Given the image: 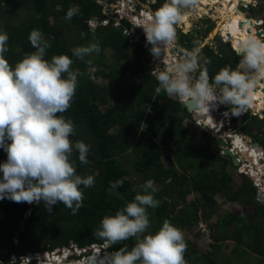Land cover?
Returning <instances> with one entry per match:
<instances>
[{
	"label": "trees",
	"instance_id": "16d2710c",
	"mask_svg": "<svg viewBox=\"0 0 264 264\" xmlns=\"http://www.w3.org/2000/svg\"><path fill=\"white\" fill-rule=\"evenodd\" d=\"M70 2L71 0H0V32H6L9 37L8 51L4 55L13 66L26 53L35 51L28 37L31 30L38 29L50 45L46 49L45 59L50 61L54 55H67L73 60L71 68L80 69L84 73L78 77L71 107L58 115H63L73 121L75 133L69 137L73 143L83 141L90 145L88 154L90 164H81L78 160V150L75 149L71 160L74 162L76 174L94 175L95 184L91 188L80 186L84 200L83 206L76 215H72L71 210L62 203L53 206L52 212L48 213L42 201L31 206L27 202L16 203L9 199L5 202L6 198L0 200V262L9 264L13 256L27 257L31 254L54 252L71 245H76L80 249L104 245V241L94 234V230L100 226L105 215H115L116 211L132 202L139 190L138 186L148 180L166 187L167 184L173 186V188L166 189L167 193L172 191V194H167L166 199L159 198L162 193L156 191L152 193L160 204L155 209L149 208L150 214L148 215L152 227L148 234L158 231L165 219L176 227L190 230L202 220L199 211L201 210L204 216L210 218L216 213V210L212 211L215 208V195L226 193L229 198L241 202L239 203L241 207L251 206L253 210L246 211L241 216L229 213L217 227L218 233L212 236L214 243L234 240L243 244L248 240L247 243L251 242L249 247L264 259V204L256 200L259 192L252 178L245 177L246 181L252 183L251 187L246 185L234 193L227 188V176L213 179L206 173H200V170L194 173L192 179H189L186 174L179 175L172 161L171 152L178 158L184 171L191 168L193 172H196L197 168L194 163L197 162L195 159L197 154L195 150L201 151L199 146L203 148L202 144L196 145L190 141L189 143L185 141L184 148H175L181 144V141H174V139L183 138L185 135L183 123L193 115L178 100L171 99L164 92L156 93L157 79L152 75L149 61H144L142 57L147 51L144 44H133L134 54L129 56L127 53L129 40L123 35L121 29L108 27L109 30L106 32L107 28L102 29L101 27L96 33L91 32L86 21L101 22L104 18L103 7L93 1L77 0L74 2L78 5L79 13L73 16L71 24L80 32L83 29L87 40L96 35L102 36L100 47L104 49L111 47L118 61L125 60L126 62L122 66L124 68L122 71L118 67L108 70L104 65L105 62L102 61L101 64L105 67L97 73L89 74L87 68L95 63L88 65L89 60L82 61L73 56V48L69 46L65 32L56 24L59 18L66 17L71 7ZM155 2L152 4L153 8L158 9L165 0H155ZM59 6L61 8L58 10ZM51 17L54 18L55 25L51 23ZM183 19L187 22L186 16ZM125 25L129 24L125 22ZM213 28L211 26L206 33L211 32ZM80 32L78 34L82 36ZM216 41L219 52L210 45H207L203 51L205 57L202 69L207 68L211 82L221 68L231 66L235 69L240 66L242 58L236 42L230 41L233 48L237 50L234 51L231 45L224 43L220 37H217ZM181 43L188 52H193L197 47V44L185 35H181ZM161 56L163 57V53ZM132 62L134 67L130 66ZM241 69L249 75H254V70L243 66ZM98 75H102L109 81L108 86L98 87L94 84L90 77ZM132 77L140 79V83L133 89L126 84ZM263 83L264 78L254 76L253 83L248 85L250 89L247 95L250 96L248 107L253 110L254 114L264 109V106L254 101L255 93L258 91L263 101ZM111 102H113L112 105H110ZM239 102L245 105V98ZM105 106L107 108L103 111L102 108ZM234 121L239 122L236 118ZM241 129L245 135L253 137L256 142L264 141V138L258 139L264 133L262 132L264 118L261 119L259 115L253 116L249 111L242 120ZM260 145L264 147V143ZM132 153L137 158L133 164H131L132 159L129 158ZM164 156L169 166H165L162 160ZM206 156V159L218 158L217 155L214 156L205 151V154L202 157L199 156L198 160H204L203 157ZM123 158L127 159L130 166L123 162ZM6 160L7 153L0 148V164ZM120 179L124 181L123 186L112 189L109 182ZM189 184L191 190L201 194L203 200L193 203L189 209L178 210V207L171 203V199L174 193H178L184 199L187 192L183 187L189 191L187 187ZM174 186H180V188L176 189ZM246 187L249 189L248 193L245 192ZM246 194L247 199L244 197ZM30 212L31 216L26 218ZM229 228H232V231L230 235H227ZM16 239L19 244L16 243ZM134 244L135 238H129L111 245L108 250L113 252L123 247L131 250ZM49 257L55 263L59 261L56 257L49 255L48 258H43L42 262L45 264V261H50ZM184 257L187 264H205L206 262V257L201 251L195 247L189 249L188 245ZM60 260L66 263L64 258Z\"/></svg>",
	"mask_w": 264,
	"mask_h": 264
},
{
	"label": "clouds",
	"instance_id": "9594fccd",
	"mask_svg": "<svg viewBox=\"0 0 264 264\" xmlns=\"http://www.w3.org/2000/svg\"><path fill=\"white\" fill-rule=\"evenodd\" d=\"M197 3L198 0H165L139 26L146 36L143 42L151 45L150 53L154 58L158 60L161 57L166 46L176 37L175 25L183 19L186 10L195 8ZM78 13V7H70L65 18L70 20ZM93 21L86 23L91 27L89 24ZM81 35L83 37L85 33ZM8 39L6 32H0V148L7 153L6 162L0 164V172L3 173L0 178V200L7 198L16 203L29 204L42 201L48 213L52 212L53 206L62 203L71 210L72 215H76L84 200L80 186L94 187L95 177L76 174L71 156L74 149L78 150L79 162L90 164V145L83 141L73 143L69 139L75 133L73 121L58 114L71 107L78 77L84 73L80 69L71 68L73 60L67 55H54L50 61L45 59L46 49L50 45L38 29L31 30L28 37L35 51L26 53L13 66L4 55L8 51ZM99 51L96 44H91L73 49L72 55L84 60L92 52ZM240 54V66L235 69L231 66L221 68L210 83L207 68L200 70L198 77L192 75L198 69V58L195 51L188 52L180 62H174L172 67L153 71L158 82L155 91L157 94L164 92L168 97H175L186 106L194 104L197 109H210L219 102L233 105L231 113L235 116H239L242 111L244 114L252 112L248 104L245 106L239 101L247 97L250 91L248 85L253 83L254 76L264 78V41L249 36L241 43ZM91 63L87 61L88 65ZM241 66L254 70V75L241 71ZM229 148L236 150L234 144ZM252 149L257 151L256 148ZM251 178L255 185L257 179L255 176ZM109 183L112 189H117L123 186L124 181L120 179ZM153 183L148 180L139 185L140 191L134 200L116 211L115 215H105L100 226L94 230V234L105 243L98 246L102 250L103 246L109 249L118 242L135 238L131 250L123 247L113 252L108 250L101 256L94 251L93 247L97 246L94 245L82 249L85 252L79 256L78 252L72 250L74 261L67 264H80L82 260L86 261L84 264H187L184 257L187 244L183 232L168 219L163 221L162 227L154 234H145L150 224L147 209H155L160 204L152 194L156 191ZM29 256L19 257L20 264H33L40 260L31 261ZM9 264H17V258L13 256Z\"/></svg>",
	"mask_w": 264,
	"mask_h": 264
},
{
	"label": "rangeland",
	"instance_id": "374dc122",
	"mask_svg": "<svg viewBox=\"0 0 264 264\" xmlns=\"http://www.w3.org/2000/svg\"><path fill=\"white\" fill-rule=\"evenodd\" d=\"M74 1H77V0H71L70 6L71 7H73V6L78 7V5ZM86 1H91V0H86ZM138 1H139V3L137 2V4H140V7L143 8V10H147L149 13H152L156 10L155 8H153V5H152V4L156 3L155 0H153V1L152 0H147V1L138 0ZM119 2L120 1H118V0H114L112 5L116 6V5H118ZM100 4L107 7V4L105 2H101ZM201 5H202V3L198 0V3L195 6V8L186 10V14L184 16L188 17L187 22H183L181 20L180 22H178L175 25L176 37L165 48V52L169 53V51H171V55L173 57L172 60L174 59V57H177V60L174 59L175 60L174 62L178 63V62H180L181 58L184 57L188 52L187 49H184V47L181 43V35H185L186 38H188L190 41L195 42L197 44V47L194 49V51L196 52V55L198 58V69L195 73L192 74L195 77H198L197 73H199V71L202 70V67L204 65V57H205V55L203 53L204 48L207 45H210L211 47H213L215 50H217L219 52L218 42L216 41V38L220 37L224 43L227 42L224 35H222L223 34L222 29L223 28L219 29V26L220 25H222V26L226 25V21L230 20V17H228L227 20H225V17H222L223 15H222L221 11L223 9V6L221 5V3H215L211 6L209 5L208 7L204 6V8H206V10L205 11L202 10V12L200 10ZM237 5L239 6L238 7L239 9L236 10V15L239 16L240 18H243L241 21V24L245 20H248V19L250 21L252 20L253 23L255 24L256 31L258 33L262 32V35L259 37L262 41H264V0H239ZM244 5H246V6H244ZM229 7H231L230 4H229ZM60 8L61 7L59 6L57 9L59 10ZM148 8H151V9L149 10ZM106 9H108V8H106ZM113 11H114V8H111V12L108 13V15H111V16H110L109 20L106 21V24L110 21L111 18H113L115 21L116 15L113 16L114 15ZM140 12H141V9L137 10V12L135 13L136 18H134V21H138L140 19H144L145 21L147 20L146 18L148 16H146L144 14L141 15ZM103 13H104V15L106 13V10L104 9V7H103ZM102 20H101V22H102ZM101 22L94 21L92 27H90L91 32L96 33L98 31L97 29L101 28V27L103 29V23L101 24ZM51 23L53 25H55V20L53 17H51ZM56 24H58V27L62 28V30L65 32L66 39L69 43V46L72 47L73 49L80 47V46H89L91 44H96L99 47V49H100L99 52H92L90 55L86 56L84 58V60H82V61L90 60L91 62L95 63L93 66H90L87 68V71L89 74L97 73V71L99 72L102 68L105 67L104 65H106L108 70H110L111 68H114V67H118V69L122 70V71L124 70V68L122 66L124 65V63H126L125 60L118 61V58H117L114 50L111 47H107L105 49L100 47L99 43L103 39L102 36L96 35V37H94L90 40L85 39L86 32L82 29L81 32L85 33V35L83 37L80 36V34H78V32H80V31L71 24V19L69 20V19H66L65 17L59 18ZM211 26H212V28L213 27L214 28L211 32H209L207 34L206 31H208V29ZM104 27L107 28V29H105V31L108 32V30H109L108 27H110V26H104ZM139 29L141 30L142 28H139ZM117 30H119V29H117ZM216 31H219V32L215 33V35H214V32H216ZM122 33H123V30H122ZM126 38L129 40V46L127 47V53L129 54V56H132L134 54V51L132 49L133 45L130 42V39L128 37H126ZM142 40H144V37ZM229 41H233V40H229ZM141 43L144 44L145 47L147 48V51L145 52V54H143L142 57H143L144 61H147V60L149 61V65H150V69L152 71V75H154L153 74L154 69L152 68V65H151V62H152L154 57L150 53V49L146 46V41L141 42ZM141 43H139V44H141ZM230 45L233 48L231 43H230ZM178 47L179 48L181 47L180 49H184L185 51H181V50L178 51L177 50ZM238 47L240 49L239 44H238ZM233 49L235 51H237L235 48H233ZM159 59L162 63H165V64L169 63V60L163 59L162 56ZM102 61L105 62L104 65L101 64ZM133 62L130 63V66H132V67H134ZM163 70H164V68H163V64H162L161 71H163ZM131 75H133L132 72H131ZM92 81L98 87L108 86V83H109V81L106 80V78H104L102 75L94 76V79L92 78ZM139 83H140V79H138L136 77H132L127 81L126 84L130 85L131 88L133 89ZM210 83H211V79H210ZM170 98L177 101V99L175 97H170ZM112 103L113 102H111L110 105H112ZM247 104H248V96L245 98V106ZM232 107H234V106L222 104L215 111V115L217 117L222 116V118H223V122H224L223 123L224 127L222 129L224 131L223 136L219 135L215 132L205 131L204 129H202L200 127L199 124H197L195 122L193 117L184 121L183 124L185 126L184 127L185 128V131H184L185 135L183 136V138H181V140H179L178 137H176L174 139V141H181V144H179L178 146H175V148H178V147L184 148L185 141H188V143L190 141L191 143H195L196 145L202 144L203 148H201V146H199L201 151H199L198 149L195 150V154H197L195 157V159H197V162L195 161V163H194L195 168H197L196 172H193L191 168L188 171H184L182 169L181 165L179 164L180 162H178V158L175 157V155L171 152L172 161L175 164V166L177 168V173L179 175L186 174L189 177V179H192V176L194 175V173H197L198 170H200V173H206L207 176H209L213 179L222 178L224 176H227V178H228V180H227L228 190L236 193V192L240 191L241 188H243L246 185H248V187L252 186L251 182L246 181V179H247V178H245L246 175L241 174V173H246L249 175V177L255 176V178L258 180L257 183L255 182L257 187H258V185H262L264 187V183L263 184L260 183L261 180L263 182V179H264L263 178L264 173L262 174L260 171V170L263 171V168H264V154L262 155V153L260 154L257 151H254V153H253L254 157H257V162H259V163L262 162V164H260V167H258L254 161H250L249 159H247L243 155L239 156L241 164L237 165L236 163H234V161L231 158L224 157L222 150L220 151V150L216 149V147L214 145L216 140H220L222 137H224V139H226V141H227V146L231 147L233 144L232 143V141H233L232 137L233 136L239 137L242 141L246 142V144L248 145V148H246V149H248L249 151L252 148H255L254 147L255 143H257L259 145H260V143H264V141L256 142L253 137H249L243 133V131L241 129L240 122H238V123L235 122L234 118L238 119V121L240 119L243 120L244 116H246L247 114H244L243 113L244 111H242L239 116L232 115V113H231ZM106 108H107V106L103 107L102 110L105 111ZM225 113H228L230 118H228V114L225 115ZM262 114L264 115V110H262L257 115H259L260 118L262 119V118H264L262 116ZM251 115L256 116L253 113V110L251 112ZM143 126L145 127L146 124L144 123ZM262 132H264V129ZM229 137H231V138L229 139ZM263 138H264V133L258 137L259 140H261ZM205 151L207 153L210 152L214 156L217 155L218 158L217 159L213 158V160H212V159H206L207 158V156H206L205 158L203 157L204 160H200V159L198 160V157L199 156L202 157L205 154ZM258 156H259V158H258ZM129 158L132 159L131 164H133L137 160V158L135 157V155L133 153L129 155ZM122 160L124 163L126 162V165L130 166V163H128L127 159L123 158ZM162 160H163L165 166H169V163L167 161L166 156H164L162 158ZM2 175L3 174L0 173V178H2ZM229 178H230V180H229ZM133 181H135V180L133 179ZM138 181H140V180L138 179ZM217 185H219V183ZM153 187L156 189V192L162 193V195L161 194L159 195L160 199H163V198L166 199V198H168L167 194H169V193L172 194V191H169V193L166 192L167 188H170V187L173 188V186H171L169 184H167V187H166L163 184L153 183ZM174 187L176 189L180 188V186H174ZM187 187H188L189 191H187L186 187L185 188L183 187V189L186 190V192H187V195L185 194L186 196L184 197V199H183V197H180V195L178 193H174L173 199H171V203L173 205H176L178 207V210H181L183 208L189 209L190 207H192L193 203H197L198 200H203L201 194L191 190L192 188H191L190 184L187 185ZM258 189H259V195L260 194L262 195L263 200H259V195L257 196L258 199H256V200L260 201V203H264V194L261 191V186L258 187ZM137 190H138V188H137ZM248 191H249V189L246 187L245 192L248 193ZM244 197L247 199L248 198L247 194ZM123 199H125V198L123 197ZM8 201L9 200L6 198L5 202H8ZM239 203H241V202L229 198L226 193L225 194L224 193H217L215 195V208L212 209V211L216 210V213L213 216H211L210 218L208 216H204L203 212H200L201 211L200 210L199 216L202 218V220H200L198 225L192 226L190 230L181 229L179 226L177 227L183 232L185 242L188 245L189 249L195 247L197 250L201 251L202 254L206 257L205 264H264V259H262L260 256H258L255 253V250H252L249 247V244H251V242L249 241V243H247L248 240L246 241L247 244L246 243L241 244L239 242H235L234 240L233 241H221V243H214L212 236L213 235L215 236L218 233L217 227L219 226L220 222L229 213H233V214H237V215L241 216L246 211H252L253 210V207H251V206L241 207L239 205ZM37 204H39V202L32 203L31 205H37ZM147 212L148 213L150 212L149 208L147 209ZM28 217H30V216L27 215L26 218H28ZM151 227H152V222L150 221L149 227H148L147 232L145 234H148L151 231ZM232 228H229V230L226 233L227 235H230ZM16 243L19 244L18 239H16ZM73 246H75V245H73ZM58 251H60V249L57 250V252ZM59 254L61 255V253H59ZM210 254H212V255H210ZM71 256H72V254H71ZM78 256H79V254H78ZM16 258H17V263H19L20 258L17 256H16ZM51 259L52 258L49 257L50 261H45L46 262L45 264H57V263L53 262V260H51ZM73 261H74V258L72 256L66 262L72 263ZM33 263H35V262H33ZM37 264H44V262H42V260H39V262Z\"/></svg>",
	"mask_w": 264,
	"mask_h": 264
},
{
	"label": "bare ground",
	"instance_id": "6f19581e",
	"mask_svg": "<svg viewBox=\"0 0 264 264\" xmlns=\"http://www.w3.org/2000/svg\"><path fill=\"white\" fill-rule=\"evenodd\" d=\"M202 5H201V12L202 10L205 11L206 8H204V6L208 7L209 5H213L215 3H221V5L223 6L222 9V17H225V20L228 19V17H230L229 21H226V25L219 26L222 29V35H224L225 39H226V43L230 44L229 40H233L235 42H237L239 45H241V43L246 40L249 36H255L258 39H260V37L258 36V32L256 31V27L255 24L253 23V21L251 20H247L246 24L244 25V27H241V21L243 18H240L239 16L236 15V10L239 9L238 7V1L239 0H199ZM229 4L231 5V7H229ZM214 8V7H213ZM216 10V9H215ZM136 18V17H134ZM187 16H186V20H187ZM224 20V21H225ZM183 22H186L185 19H182ZM243 23V22H242ZM219 31L214 32L217 33ZM229 41V42H228ZM170 49V48H169ZM168 49V50H169ZM170 57V58H169ZM163 59L169 60V65H174V60H172L171 58V51L165 52V50L163 51ZM175 60H177V57H174ZM264 84V83H263ZM248 98H250V96H248ZM254 101L258 102V104L260 106H264L263 101L261 100V93L258 91L255 93V98ZM222 105L219 102H216L214 105H212L210 107V109L208 107H204L203 110L198 111L200 113V115H207V120L203 121L204 125L206 126H210L215 133L222 135L224 133H222V127H223V118L222 116L217 117L215 115V111L219 108V106ZM245 113V112H244ZM228 114V113H227ZM228 118H230L229 114H228ZM201 125V124H200ZM221 139H224V137H222ZM233 140V144H234V148H236L239 152L240 155H243L244 157H246L247 159H249L250 161H254L255 164L260 167L259 162H257V157H254L253 153H254V149H251L250 151L246 148H248V145L246 144V142L242 141L239 137H232ZM234 152H236V150H233ZM259 158V156H258ZM260 169V168H259ZM261 173L263 174L264 172L262 170H260ZM264 178V177H263ZM62 254V253H61ZM66 253H64L65 255ZM49 255L52 254H43V255H39L38 258L40 260H42L43 258H48ZM52 257H56L59 261H57L56 263H60L61 262V258H64L63 255H58V254H54L52 255ZM67 258V256H66ZM35 257H32L31 260H35Z\"/></svg>",
	"mask_w": 264,
	"mask_h": 264
},
{
	"label": "built area",
	"instance_id": "2783aa9c",
	"mask_svg": "<svg viewBox=\"0 0 264 264\" xmlns=\"http://www.w3.org/2000/svg\"><path fill=\"white\" fill-rule=\"evenodd\" d=\"M91 1L95 2L96 4H98L101 7H104V9L106 10V13L104 15L105 18L101 22V24L103 23V26H109V25L111 26L112 25V27H114L115 29L123 30V35L130 39V42L132 43V45L143 42L142 39H143V37H146V36H145L143 29H141V30L139 29V26L143 22H145V20L140 19L138 21H134V17H136L135 13L137 12V10L140 9V4H137V2L139 3L138 0H118L120 2L116 6L112 5L114 0H91ZM101 2H105L107 4V7H105L104 5H101L100 4ZM106 8H108V9H106ZM111 8H114V11H113L114 15L113 16L116 15V19L114 21V19L111 18L110 21L106 24V21L109 20V18L111 16V15H108V13L111 12ZM140 13H141V15L144 14V15L148 16L146 19L147 20L149 19L150 13H147L144 10H141ZM125 22H127L129 25H125ZM93 23H94V21H93ZM93 23L89 24V25L92 27ZM146 46L149 49L151 48V45H146ZM162 64H163L164 70L171 67L169 65V63L168 64L162 63L160 61V59L157 60L156 58H153V60L151 62L152 68L156 72L161 71ZM257 182H258V180H256V183ZM256 183H255V185H256ZM260 183L263 184L264 179H263V182L261 180ZM260 186H261V191H264V187L262 185H258V187H260ZM29 215L31 216V214H29ZM71 248L63 247L58 252H57V250H59V249H57L56 251L52 252V255H54V254L60 255L59 253L61 252L62 253L61 255H63L64 260L66 262V260L67 261L69 260L70 255L73 254L75 251L78 252V254H82L85 252L84 250L78 248L76 245L72 246ZM93 248H94V251L97 252L101 256H103L105 254V252H108V247H106V246H103V250H102V248H100L98 246H94ZM72 250H74V252ZM65 252H66V254L64 255ZM35 255L36 256L31 254L28 258L30 260L32 257H35L36 259H38V256L41 254H35ZM66 256H67V259H66ZM85 262H86L85 260H82V262H80V264H84ZM62 264H67V262L66 263L62 262Z\"/></svg>",
	"mask_w": 264,
	"mask_h": 264
},
{
	"label": "water",
	"instance_id": "95a60500",
	"mask_svg": "<svg viewBox=\"0 0 264 264\" xmlns=\"http://www.w3.org/2000/svg\"><path fill=\"white\" fill-rule=\"evenodd\" d=\"M148 9L150 10L151 8H148ZM246 21L247 20L243 21V23L241 24V27H244V25L246 24ZM258 34H259L258 36H261L262 35V32H260ZM180 48L178 47L177 50L178 51H180V50L181 51H185L184 49H180ZM238 55H240V54H238ZM241 71H243V70L241 69ZM263 92H264V90H263ZM183 106L186 107L187 110H188V112L193 115L195 122L197 124H199V125L201 124L200 127L202 129H204L207 132H214V130L210 126H206L203 123V121H206L207 120V115L206 114L205 115H200V113L198 112V111L203 110V109H197V108H195V105L194 104L191 105V106H186L185 104H183ZM262 116L264 117L263 114H262ZM239 122H240V124H242V119H240ZM221 131H222V133H224L223 130H221ZM214 145H215L216 149H218L220 151L222 150L224 157L231 158L234 161V163H236L237 165H239V163H240V161L238 160V157L240 155L239 154V151L236 149V152H234L232 149H230L227 146L226 139L216 140L215 143H214ZM254 147L257 149V151L264 152V147L260 146L259 144L255 143L254 144ZM259 200H262V197L260 195H259ZM90 251L91 250H89V252ZM42 254H44V253H42Z\"/></svg>",
	"mask_w": 264,
	"mask_h": 264
},
{
	"label": "flooded vegetation",
	"instance_id": "af4514ba",
	"mask_svg": "<svg viewBox=\"0 0 264 264\" xmlns=\"http://www.w3.org/2000/svg\"><path fill=\"white\" fill-rule=\"evenodd\" d=\"M235 51V50H234ZM263 101H264V99H263Z\"/></svg>",
	"mask_w": 264,
	"mask_h": 264
}]
</instances>
